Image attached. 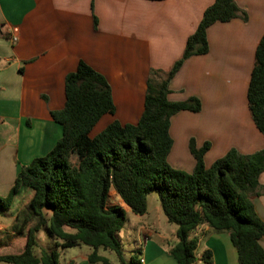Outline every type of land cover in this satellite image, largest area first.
Segmentation results:
<instances>
[{"label":"crops","instance_id":"1","mask_svg":"<svg viewBox=\"0 0 264 264\" xmlns=\"http://www.w3.org/2000/svg\"><path fill=\"white\" fill-rule=\"evenodd\" d=\"M234 1L247 20L236 18L209 27L208 53L185 60L170 82L169 102L196 98L201 104L199 113L180 112L170 119L172 148L167 160L174 169L193 171L190 140L196 148L210 145L203 158L206 168L230 150L252 155L264 149V137L247 104L254 54L264 34V0ZM213 2L0 0V197L8 195L22 166L45 156L61 137V127L50 113L64 108V79L79 62L105 78L115 108L89 137L113 121L136 125L150 72L166 73L181 58L188 37ZM258 183L249 200L264 224V173ZM21 192L26 195L23 201L15 197L10 208L0 212V256L20 255L26 247L17 228L32 194ZM108 204L126 213L123 228L132 244L126 263L136 257L141 264H177L169 254L177 244L176 227L166 225L159 201L149 207L147 200L142 216L132 214L114 190ZM191 237L197 241L193 264H205L201 259L205 251L211 253V264H238L227 233L215 234L201 225ZM259 245L264 251V238ZM72 250L66 264H99L88 262L90 248ZM34 254L38 257L40 250ZM98 254L106 258L101 251Z\"/></svg>","mask_w":264,"mask_h":264},{"label":"trees","instance_id":"2","mask_svg":"<svg viewBox=\"0 0 264 264\" xmlns=\"http://www.w3.org/2000/svg\"><path fill=\"white\" fill-rule=\"evenodd\" d=\"M236 18L247 20L234 0H214L188 37L181 58L166 73L150 72L137 124L121 126L113 121L94 138L89 137L93 127L115 112L111 89L101 74L78 63L64 79V108L50 113L61 127V137L45 156L22 166L8 195L0 197V212H5L22 190L32 194L27 215L17 228L26 238L25 250L0 256V263L58 264V250L85 246L91 249L89 263L111 264L99 256L103 251L113 253L119 264H141L136 257L127 263L124 259L117 233L127 218L123 209L108 204L109 192L114 190L137 216L146 213L147 197L157 195L166 221L176 227L177 244L169 254L177 264L195 262L197 241L191 235L201 225L215 234L229 235L238 264H264L259 245L264 224L249 200L264 173V149L252 155L230 150L206 168L203 158L210 145L196 148L190 140L195 162L191 173L167 162L172 148L170 119L180 112L201 110L196 98L169 102L170 82L185 60L208 53L209 27ZM247 104L253 124L264 137V34L254 54ZM42 227L56 241V249L40 250L37 257L36 234ZM201 259L211 264V253L203 252Z\"/></svg>","mask_w":264,"mask_h":264},{"label":"rangeland","instance_id":"3","mask_svg":"<svg viewBox=\"0 0 264 264\" xmlns=\"http://www.w3.org/2000/svg\"><path fill=\"white\" fill-rule=\"evenodd\" d=\"M167 162H168V160H167ZM184 172L188 173L187 171H184ZM25 197H26V195H24V192H21L15 199L17 201H21V200L23 201L25 199ZM147 200L149 202V207H151L154 203L158 202V197L156 194H150L147 197ZM163 219H164L166 225L173 227L171 224H169L165 220V218H163ZM117 238L119 239V242L121 244L124 259H126V255L129 252V248H130L129 246H131L132 244L129 243V239L127 238L126 233H125V228H122L117 233ZM55 242H56L55 240L51 239L48 236L46 228L42 227L36 234V245H37V247L34 250H36V251L45 250L47 252H52L53 250L56 249ZM73 251H75V250H72V249H67V250H63V251L58 250V252H59L58 264H66L68 262L66 259V256L68 255V253H73ZM101 252L104 253L107 260H109L110 262H112L114 264H117V259L113 253H108V252H103V251H101ZM0 264H5V263H0Z\"/></svg>","mask_w":264,"mask_h":264},{"label":"built area","instance_id":"4","mask_svg":"<svg viewBox=\"0 0 264 264\" xmlns=\"http://www.w3.org/2000/svg\"><path fill=\"white\" fill-rule=\"evenodd\" d=\"M13 41H16V39H13ZM140 262H142V261H140Z\"/></svg>","mask_w":264,"mask_h":264}]
</instances>
